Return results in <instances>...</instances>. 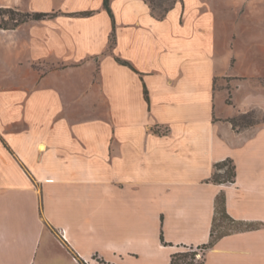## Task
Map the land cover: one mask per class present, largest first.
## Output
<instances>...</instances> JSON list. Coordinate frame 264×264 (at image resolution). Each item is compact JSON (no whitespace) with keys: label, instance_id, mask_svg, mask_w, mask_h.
<instances>
[{"label":"crops","instance_id":"crops-1","mask_svg":"<svg viewBox=\"0 0 264 264\" xmlns=\"http://www.w3.org/2000/svg\"><path fill=\"white\" fill-rule=\"evenodd\" d=\"M103 3L0 0L52 14L0 27V264H171L209 241L221 192L242 227L201 264H264V123L228 121L264 113V21L231 0ZM226 158L234 181H211Z\"/></svg>","mask_w":264,"mask_h":264},{"label":"trees","instance_id":"trees-1","mask_svg":"<svg viewBox=\"0 0 264 264\" xmlns=\"http://www.w3.org/2000/svg\"><path fill=\"white\" fill-rule=\"evenodd\" d=\"M177 0H168L167 5L165 7L160 8L159 10H155V3L154 0H146V2L150 5L151 9L153 10L154 14L157 16V18H162L165 16L166 12L173 7L174 3ZM104 7L107 9V11L110 13V15L113 17L111 13V9L109 7V0H104ZM89 11H83L79 12L78 14H88ZM7 15L8 17H4ZM51 13L46 12H24V11H18L13 8H1L0 9V27L3 28H13L16 25L29 20V19H42L47 16H51ZM110 46L112 47L115 43V29H114V20H113V30L110 35L109 39ZM116 60H118L121 63L128 64L126 61L121 60L116 57ZM146 93V92H145ZM147 97V94H146ZM239 117H244V115H241ZM239 117H231L228 118V121L232 124L233 128H237L240 126H249L252 125L251 122H240ZM236 171H235V164L233 163V160L230 158L223 159L219 162H216L214 164V170L212 172V175L210 177V180L215 183H228L233 182L235 179ZM226 217L230 220L231 223L236 224L232 221V219L228 216L225 208V195L223 192L219 193L215 198V215L213 218V225L210 231V239L207 243H204L201 245L204 249H207L211 247L215 241L223 236L224 234L228 233H219L215 234V221L217 219ZM239 229V228H236ZM93 257L97 258V256L93 255ZM190 257V258H189ZM194 256L190 255L188 253L184 252H176L172 255L171 258V264H201L202 260L199 262H194ZM101 262H104L100 260Z\"/></svg>","mask_w":264,"mask_h":264},{"label":"rangeland","instance_id":"rangeland-1","mask_svg":"<svg viewBox=\"0 0 264 264\" xmlns=\"http://www.w3.org/2000/svg\"><path fill=\"white\" fill-rule=\"evenodd\" d=\"M220 1V0H216ZM168 0H154L155 3V10H159L162 7H165L167 5ZM231 17L233 20L237 23H245L249 20L255 21L258 19H262L264 21V0H231ZM4 17H8L5 15ZM252 37H253V33ZM262 35H264V27L261 31ZM250 36V35H248ZM253 71L254 69H250ZM249 70V72H250ZM224 85L228 88V96L227 101L231 102L232 100V92L235 87V85L239 82L236 78L232 76L224 77L223 81ZM258 85H261L260 87H264V78H260L257 81ZM241 115H244V117H239ZM233 117H239L240 122H251L252 125H260L264 123V113L260 108H254L252 110H248L246 113L236 114ZM244 127V126H243ZM242 126L238 127L243 128ZM237 129V128H236ZM242 227L238 224H233L230 222V220L226 217L217 219L215 221V234L219 233H226L235 230L236 228ZM181 251L184 253H188L190 255L194 256V262H199L203 260L205 249L201 246H186L184 248H181ZM190 258V257H189ZM73 261V259L71 260ZM74 262V261H73ZM31 264H40L38 261L31 262ZM63 264V263H60ZM69 264V263H68ZM76 264H87L84 262V260L80 259L78 263ZM103 264H106L103 262Z\"/></svg>","mask_w":264,"mask_h":264},{"label":"built area","instance_id":"built-area-1","mask_svg":"<svg viewBox=\"0 0 264 264\" xmlns=\"http://www.w3.org/2000/svg\"><path fill=\"white\" fill-rule=\"evenodd\" d=\"M73 259L75 262H79V258L77 256H73ZM84 260V262H86L87 264H103V262L100 261V259L98 258H95V257H92L90 259H82Z\"/></svg>","mask_w":264,"mask_h":264}]
</instances>
